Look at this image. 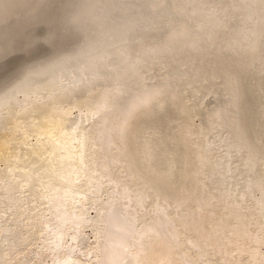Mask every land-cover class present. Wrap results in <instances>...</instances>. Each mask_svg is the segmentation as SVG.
Segmentation results:
<instances>
[{
	"label": "bare ground",
	"instance_id": "1",
	"mask_svg": "<svg viewBox=\"0 0 264 264\" xmlns=\"http://www.w3.org/2000/svg\"><path fill=\"white\" fill-rule=\"evenodd\" d=\"M263 61L264 0H0V264H264Z\"/></svg>",
	"mask_w": 264,
	"mask_h": 264
},
{
	"label": "rangeland",
	"instance_id": "2",
	"mask_svg": "<svg viewBox=\"0 0 264 264\" xmlns=\"http://www.w3.org/2000/svg\"><path fill=\"white\" fill-rule=\"evenodd\" d=\"M219 4H221V3H219ZM236 4V3H235ZM227 11H228V9H226L225 10V15H226V13H227ZM224 16V15H223ZM222 23H223V21H222ZM224 25H231V27H234V32H238L239 33V31H237V30H240L241 29V26L239 25L237 28H235V25H233V23L230 21V19H228L227 21H225V23H223ZM237 29V30H236ZM235 43H239V44H243V43H241V42H235ZM246 44V43H245ZM230 45H231V47H234V43L232 42V43H230ZM237 48H238V46H237ZM252 53V52H251ZM264 62V61H263ZM169 71H171V72H174V70L173 69H169ZM177 74V73H176ZM231 80V79H230ZM95 92V91H94ZM96 93V92H95ZM206 98L207 97H205V99L204 100H206ZM213 110H215V109H213ZM221 112H223V108H221V111H219V117H217V113H213V111H211V115H210V118H211V120L212 119H215V120H219V118H221V121L223 122V124L225 125V124H227L226 125V128H224V130H223V132H227L226 130H228L229 128H233L234 126V119H233V117L230 115V114H228L227 112H228V110H226L225 111V113H221ZM231 117V119H229ZM197 120H194L192 123L194 124L195 122H196ZM207 122H209V120L208 121H206V126H205V128H207ZM197 124H199V121L197 122ZM204 125H205V123H204ZM209 126H211V123H209ZM199 128V127H198ZM211 129H212V127H211ZM206 133H208V131H205ZM210 134H208V136H209ZM227 136L228 135H225V137H224V139L223 140H225V142H227V144H229V147H227V149H225V151L227 152V150H229V153L232 151H234V149H232V142H231V134L229 133V137L227 138ZM229 138H230V140H229ZM33 138H31L30 140H32ZM217 140H221V137H217V139H215V141H213V142H217ZM212 142V141H211ZM205 144V143H204ZM217 146H219V143H217ZM244 152V151H243ZM244 154H246L247 155V153L246 152H244ZM235 161H238V159H236ZM240 162H241V160H239ZM219 162V161H218ZM223 164H226V163H223ZM2 166V164L0 163V167ZM217 166H219V170H221V168H223V165H219V164H217ZM233 166H235V165H233ZM257 167H259V166H257ZM211 168V167H210ZM260 168H261V170H263V168L260 166ZM260 168H259V170H260ZM229 170H230V167H229ZM260 170V171H261ZM215 171H216V174H222L223 173V170H221V171H217V167H216V169H215ZM205 172V171H204ZM209 172V171H208ZM262 188L264 189V186H262ZM202 189H203V192H204V194L206 195L207 194V189H205L204 187H202ZM216 189H218V188H216ZM254 190H255V188H254ZM224 192L222 191L221 192V194H223ZM257 195H259V194H257ZM208 197H209V195H207ZM211 197H213V196H211ZM214 199H215V197H214ZM222 199V198H221ZM221 199H219V203L220 202H223ZM248 200H250V199H248ZM232 201V200H231ZM248 202V201H247ZM247 202H245V201H243V203L244 204H246ZM225 203V202H224ZM241 204V203H240ZM222 206V205H221ZM234 209H236V210H234ZM240 209V208H239ZM242 209V208H241ZM237 208H235V207H231V214L232 213H236L237 212ZM18 212H19V214H21L22 215V213H21V211H19L18 210ZM35 213H37V211H34ZM225 212H229V209H228V211L227 210H225ZM225 212H223L222 211V214L224 213V214H226ZM90 214V213H92V211L90 210H88L87 211V214ZM20 215V216H21ZM93 215V214H92ZM175 215L173 214V216H171V217H168V218H173ZM225 216V215H224ZM231 218L232 217H229V219L231 220ZM29 224H31V223H29ZM84 227H82V229H83ZM246 228V227H245ZM80 232H82L83 234V236H85L86 235V240H84L85 238L83 237V244H82V247H83V245H86V244H88V245H86L85 247L87 248H85V247H83V252L84 253H86L87 252V250L89 251V252H92L93 251V249L92 248H94L93 247V245L95 244L94 242H95V237L93 238V236H94V234H93V236H92V234H91V232H92V230H91V232L89 231V229L87 228V227H85L84 229H83V231L80 229ZM181 238V237H180ZM97 239V238H96ZM39 240V239H38ZM37 240V238H36V241H38ZM98 240V239H97ZM85 241V242H84ZM87 242V243H86ZM98 242V241H97ZM97 242H96V244L95 245H97ZM31 243V248L30 247H28V248H25V247H22L19 251L21 252L22 250L24 251L25 249H26V252L24 251V253L28 256V258H27V256H24V259H29L31 256H32V254L29 252V250L30 249H32V248H34V247H36L37 245L36 244H38L39 242H37V243H35V240L33 241V243H32V241L30 242ZM35 244V245H34ZM94 245V246H95ZM197 246H199V247H201L202 249L204 248V246L202 245V244H198ZM89 247H91V250H89L90 248ZM24 248V249H23ZM86 250H85V249ZM28 250V251H27ZM20 252H18L19 254H18V256L19 255H24V253H20ZM92 254V253H91ZM47 255H44L43 257H42V259H43V261H45V263H43V264H48V262L50 261L49 260V257H48V259L46 260V257ZM75 256H77V259H76V261H78V262H80L81 261V263H83L85 260H87L88 258H89V255H88V257H84V256H82V255H80V254H76ZM74 256V257H75ZM79 256H81L80 258H79ZM22 257V256H21ZM79 258V259H78ZM87 258V259H86ZM31 259V258H30ZM82 260H83V262H82ZM233 261H231V264H234V263H232ZM50 263V262H49ZM90 263V262H89ZM91 264V263H90ZM214 264H217V263H214Z\"/></svg>",
	"mask_w": 264,
	"mask_h": 264
}]
</instances>
